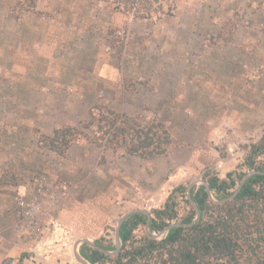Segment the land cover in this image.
<instances>
[{"label": "rangeland", "instance_id": "obj_1", "mask_svg": "<svg viewBox=\"0 0 264 264\" xmlns=\"http://www.w3.org/2000/svg\"><path fill=\"white\" fill-rule=\"evenodd\" d=\"M19 1L0 0V264H81L75 241L114 244L127 210L152 215L178 185L250 170L264 133V0H178L160 20L98 0H36L35 12ZM108 27L121 59L104 43ZM23 55L40 82L19 75ZM98 105L163 122L171 147L143 159L84 139L64 156L42 143ZM175 194L180 218L186 190Z\"/></svg>", "mask_w": 264, "mask_h": 264}, {"label": "trees", "instance_id": "obj_2", "mask_svg": "<svg viewBox=\"0 0 264 264\" xmlns=\"http://www.w3.org/2000/svg\"><path fill=\"white\" fill-rule=\"evenodd\" d=\"M115 12L131 14L138 19H161L171 16L178 0H98ZM18 10L35 12L36 0H20ZM114 28H107L105 45L113 49L116 59L122 58L124 42L117 39ZM88 120L78 127L65 123L43 136L42 143L64 156L77 140L84 139L97 147L123 149L143 159L165 154L172 138L165 124L142 113L128 114L107 106H95ZM264 131V128H263ZM244 164L253 173L242 184L236 196L222 203L210 200L204 185L190 189L191 198L200 210L199 220L191 225L170 228L161 239L149 237L145 229L147 216L142 212L125 217L119 229L121 248L117 254H106L86 244L80 253L92 264H264V133L250 144ZM245 171H230L225 178L205 176L217 199L228 197ZM160 208H154L149 229L159 232L172 222L190 223L195 211L187 198L186 213L178 217L176 192L184 195L185 186L178 185ZM112 250V240H94Z\"/></svg>", "mask_w": 264, "mask_h": 264}, {"label": "water", "instance_id": "obj_3", "mask_svg": "<svg viewBox=\"0 0 264 264\" xmlns=\"http://www.w3.org/2000/svg\"><path fill=\"white\" fill-rule=\"evenodd\" d=\"M256 172H260V171L248 170L247 172H245L244 175L242 176L240 182L237 184L236 188L232 192V194L229 195L228 197L223 198V199H217L213 195L209 185L207 184V182L205 180L198 179V180L191 181L187 185L185 190H186L187 199L189 200V202L193 206L195 214H194V217L191 220V222L188 223V224L187 223H180V222H172L168 226H166L164 229H162L161 231L153 232V231H150V229H149V221H150V216H151L150 212H148L146 209H140V208H133V209L127 210L125 213L120 215V217L117 220V224H116V228H115L114 249L109 250V249L103 248L102 246L96 244L95 241H93V240H91L89 238H81V239L76 240L75 243H74V256H75L76 260L78 262H80L81 264H92L85 257H83L81 255L79 250H80V245H82V244H86V245H88V246H90L92 248H95V249H97V250H99L101 252H104L106 254H112V255L117 254L118 251L121 248V239H120V235H119V229H120L121 223L123 222V220L125 219L126 216H128V215H130L132 213L142 212V213L146 214L147 220H146L144 229H145L146 234L149 237L153 238V239H161V238H163L164 236L167 235V233L169 232L170 228L173 227V226L194 224V223H196L199 220L200 210H199L197 204L195 203V201L191 198L190 189H191L192 186H194V185H204L205 186V190H206L210 200L212 202H214V203H222L224 201L233 199L236 196V194L238 193V191L241 188L242 184L249 178L250 175H252L253 173H256Z\"/></svg>", "mask_w": 264, "mask_h": 264}, {"label": "crops", "instance_id": "obj_4", "mask_svg": "<svg viewBox=\"0 0 264 264\" xmlns=\"http://www.w3.org/2000/svg\"><path fill=\"white\" fill-rule=\"evenodd\" d=\"M23 30H26V28H24V27H22V26H19L17 29H15L14 31H13V33H17V35H18V37H19V39H18V43H17V49L19 48V49H21L22 47H24V48H26V47H28L30 44H28L27 45V43L25 42V38H23V40H21L22 38H21V34H22V31ZM27 31V30H26ZM35 35H37V32H35ZM34 40H36V38L34 39ZM24 41V42H23ZM42 41L40 40L39 41V45H41V46H43V47H45V45L43 44V43H41ZM24 52H26V51H24ZM40 53H41V51H40ZM42 55H43V52H42ZM42 55H41V57H42ZM24 59H27L25 62H26V64L25 65H23L22 66V68H23V70H19V75L22 77V78H24L25 76H28V78H34V79H37V81H41V79L40 78H35V77H37V74H39L41 71V69L39 68V71H37L36 70V68H32V70H29V67L30 66H32L33 64L31 63V61H29L28 60V58H27V55H23L22 56ZM49 57H51L52 58V55H49ZM43 59H46V58H43ZM51 65V64H50ZM53 65V64H52ZM36 66V65H35ZM55 66V65H54ZM37 67V66H36ZM54 73V72H53ZM54 76H53V78H54V80H56V74H53ZM52 78V79H53Z\"/></svg>", "mask_w": 264, "mask_h": 264}]
</instances>
